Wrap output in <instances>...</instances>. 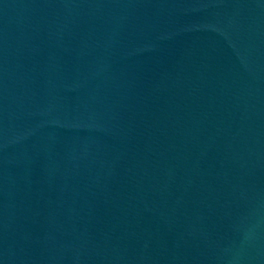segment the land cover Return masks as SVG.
Instances as JSON below:
<instances>
[{
    "label": "water",
    "instance_id": "water-1",
    "mask_svg": "<svg viewBox=\"0 0 264 264\" xmlns=\"http://www.w3.org/2000/svg\"><path fill=\"white\" fill-rule=\"evenodd\" d=\"M0 264H264V0H0Z\"/></svg>",
    "mask_w": 264,
    "mask_h": 264
}]
</instances>
